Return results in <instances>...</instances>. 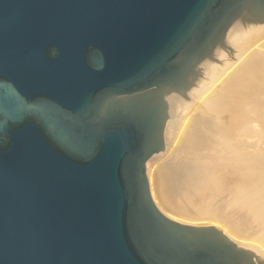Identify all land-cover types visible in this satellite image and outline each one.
<instances>
[{"label":"water","instance_id":"water-1","mask_svg":"<svg viewBox=\"0 0 264 264\" xmlns=\"http://www.w3.org/2000/svg\"><path fill=\"white\" fill-rule=\"evenodd\" d=\"M234 28L264 0H0V264H264L148 175Z\"/></svg>","mask_w":264,"mask_h":264},{"label":"bare ground","instance_id":"bare-ground-1","mask_svg":"<svg viewBox=\"0 0 264 264\" xmlns=\"http://www.w3.org/2000/svg\"><path fill=\"white\" fill-rule=\"evenodd\" d=\"M225 42L234 60L230 52L215 49V62L223 66L209 65L206 78L197 79V89L187 95L172 94L180 109L170 113L174 123L167 128V149L149 161L148 175L155 202L167 216L185 224H220L233 241L259 255L257 242L264 247L257 148L262 133L252 125L256 142H245L241 116L264 118V28L229 29Z\"/></svg>","mask_w":264,"mask_h":264},{"label":"rangeland","instance_id":"rangeland-1","mask_svg":"<svg viewBox=\"0 0 264 264\" xmlns=\"http://www.w3.org/2000/svg\"><path fill=\"white\" fill-rule=\"evenodd\" d=\"M231 51H232V48H231ZM225 52V54L227 53V51H224ZM250 58V57H249ZM248 59V58H247ZM249 59L247 60V63H251V62H253V61H249ZM254 62H255V60H254ZM249 63V64H250ZM249 64H248V66H249ZM245 66H243L242 68H244ZM245 69V68H244ZM260 72H261V76L263 77L264 76V70L262 71V70H260ZM259 72V73H260ZM259 86V85H258ZM181 98H183V97H181ZM199 100V99H198ZM202 100V99H201ZM180 103L181 102H178V103H174V106H175V111H173V112H176L177 111V109H178V111H179V106H180ZM178 105V106H177ZM231 105H233V103H231ZM235 105V104H234ZM233 105V106H234ZM228 108H231L232 110H233V108H232V106H230V104H229V107ZM255 115L256 114H252V115H250V116H248V114L246 115V113H244L242 116H241V120H242V124L243 125H241V126H243L244 128H241V130H242V132H244L245 130V132L243 133L244 134V136H243V139H245L244 141L245 142H247L248 144L250 143V141L252 142V141H255L256 142V139L255 138H253V137H251V135H250V132L252 131V129L255 127V125H256V127L259 129V131L260 132H257L258 133V135H260V133H262L260 136V141H262V142H260L259 141V146H257V148H260V150L258 149V152L259 153H261V155H262V157H261V160L259 161L260 163H261V166H263L262 167V169L259 171V173H262V180H261V183H262V186H263V188H264V118H261V120H260V122H259V119H258V121H254L253 120V118L251 117V116H254L255 117ZM247 117V118H246ZM249 117V118H248ZM256 117H257V115H256ZM245 118V119H244ZM244 121V122H243ZM236 122V121H235ZM234 122V125H233V128H236L237 126H236V124L237 123H235ZM238 122V121H237ZM251 123V124H250ZM261 123V124H260ZM239 124H238V127L240 126ZM252 125L254 126V127H252ZM234 126H236V127H234ZM248 128H249V130H248ZM236 129H238V128H236ZM251 130V131H250ZM254 131H252V132H255V130H256V128L255 129H253ZM248 131V132H247ZM250 131V132H249ZM247 135V136H246ZM250 135V136H249ZM252 143H254V142H252ZM251 144V143H250ZM253 149L254 148H252V150H250V148L248 149L249 151H251V153L253 152ZM256 152V151H255ZM161 155V154H160ZM166 155H168V153H166ZM162 158H164L165 157V154L163 155V156H161ZM162 158H160V159H162ZM263 170V171H262ZM258 171V170H257ZM252 191L251 190H249L248 191V195L250 196V193H251ZM152 194H153V192H152ZM153 197H154V195H153ZM202 224V223H201ZM201 224H199V225H201ZM195 225H198V224H195ZM205 225V224H204ZM208 225H213V224H208ZM215 226H217V227H219L220 229H222L223 230V227H221L220 226V224L218 225H215ZM257 244L258 245H260L259 246V251H256L261 257H263V260H264V251H263V248L264 247H262V245L261 244H259L258 242H257ZM262 251V252H261Z\"/></svg>","mask_w":264,"mask_h":264}]
</instances>
